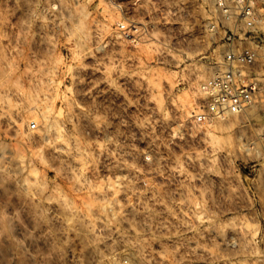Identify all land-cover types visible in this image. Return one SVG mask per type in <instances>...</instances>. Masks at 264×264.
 Wrapping results in <instances>:
<instances>
[{"label":"rangeland","instance_id":"374dc122","mask_svg":"<svg viewBox=\"0 0 264 264\" xmlns=\"http://www.w3.org/2000/svg\"><path fill=\"white\" fill-rule=\"evenodd\" d=\"M205 18L0 0V264H264V72L248 110L197 122Z\"/></svg>","mask_w":264,"mask_h":264},{"label":"built area","instance_id":"2783aa9c","mask_svg":"<svg viewBox=\"0 0 264 264\" xmlns=\"http://www.w3.org/2000/svg\"><path fill=\"white\" fill-rule=\"evenodd\" d=\"M205 12L204 28L222 41L217 69L202 81L194 119L204 123L241 114L257 100L264 72V0H191ZM124 36L143 35L136 20L116 24ZM36 127V123H32Z\"/></svg>","mask_w":264,"mask_h":264}]
</instances>
